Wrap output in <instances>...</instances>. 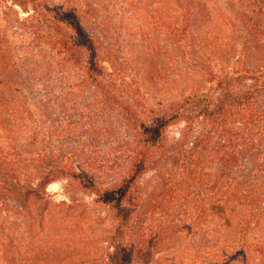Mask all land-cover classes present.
<instances>
[{
  "label": "rangeland",
  "instance_id": "1",
  "mask_svg": "<svg viewBox=\"0 0 264 264\" xmlns=\"http://www.w3.org/2000/svg\"><path fill=\"white\" fill-rule=\"evenodd\" d=\"M46 1L66 5L64 0ZM187 1L188 9H180L175 0L73 4L88 14L83 24L99 52H109L119 69L121 89L112 95L125 101L123 90L131 88L143 105L138 116L147 128L151 117L176 110L187 100L203 99L201 107L209 102L213 108L225 90L242 95L252 84L264 83V0ZM26 16L0 0V52L7 53L0 58V264H106L113 248L146 250L143 227H149L145 235L154 250L153 264H264V153L254 162L241 161L231 177L215 179L218 164L209 163L207 149L196 154V182L188 187L178 177L182 169L167 164L180 144L189 153L197 139L209 138L207 147L223 155L234 134L235 140L248 139L252 127L257 138L264 130V91L253 97L254 123L244 131L249 122L246 101L214 118L196 117L200 106L187 109L185 119L159 134L165 155L156 149L150 154L162 163L130 190L137 208L131 231L120 230L110 203L83 188H70L66 176L26 205L2 188L6 180L36 187L47 171L42 162L49 154L64 170L76 172L80 162L106 188L128 175L130 153L124 146L137 134L119 108L105 112L96 101L101 94L78 85L80 75L60 65L64 53L33 44L21 29ZM180 28L184 35L175 37ZM105 68L111 72L108 63ZM172 182L179 194L189 195L187 201L172 192L176 199L168 202ZM253 186L261 194L247 201ZM235 188L240 189L239 200L232 203L228 190ZM160 199L167 211L150 208L147 218L146 204Z\"/></svg>",
  "mask_w": 264,
  "mask_h": 264
},
{
  "label": "trees",
  "instance_id": "2",
  "mask_svg": "<svg viewBox=\"0 0 264 264\" xmlns=\"http://www.w3.org/2000/svg\"><path fill=\"white\" fill-rule=\"evenodd\" d=\"M6 1L11 2L23 13L27 14V16L20 21V24L21 29L33 39V44L40 50L45 46L52 54L64 53L67 57L66 59L64 58L65 60H62L64 63H60V65L64 66L63 68L71 66L73 70L80 75L77 82L78 85L83 88L92 87L93 91L95 90L96 93L101 94L100 98L96 101L100 103V106H102L105 112H108L115 107L119 108L120 111H122L121 113L128 126L132 130L135 127L137 134L135 135V138L131 140V143L124 146L128 153H130V156L126 158L128 175L124 178L122 177L120 180L106 188H103L105 186L95 183V180L90 176L91 174L84 172L85 170L82 169L83 166H81L80 162L78 166L79 170L76 172L69 166L68 167L71 168L70 170H64L60 166H56V160L54 159L55 156L53 154L45 156L46 160H44L42 164L46 165L45 170L47 171L42 172L41 181L36 187H22L12 180H6L3 183L2 188L7 193L12 194L18 203L26 205L31 198L34 197L36 199L40 194L45 193L47 185L51 182L66 176L70 188H83L85 192L94 194L101 201L110 203V206H112V209L116 213L115 218L121 222L120 230L125 232L131 231V222L133 221V216L136 213L137 208L135 207V195L130 190L138 178L146 171L149 169L157 170L160 163H162V159L157 158V155L150 154L152 149H156L160 153L159 155H165L164 149H162L163 145L161 144L162 137H160L159 134L173 121L185 119L182 114L187 109L195 110L197 107L199 108L200 102H202L203 99H200V101L196 98L187 100L188 102L186 101V105L178 106L176 110L174 107L175 111L173 110L169 113L165 112L162 116L151 117L152 124L147 128L138 116L139 112L143 109V105L138 102L139 97L131 88L126 86L123 90V92H126L128 95L125 101L114 96L118 92L117 90L121 89V83L119 80L120 76H116L119 74V69L114 60L110 58L109 52H99L94 37L83 24L82 19L86 15L88 16V14L85 15L83 12H79L73 7V4L84 0H64L66 5H55L46 0ZM175 1L178 3L180 9L189 8L187 0ZM181 32L183 31H181L180 28V31L176 32L175 37L180 38L182 34ZM6 55V51L0 52L1 59L2 57H6ZM56 63L59 64L57 61ZM106 63L112 67L110 73L106 72ZM112 77L118 79L115 81L110 80ZM258 91H264V83L252 84L248 88V91L242 95L234 94L233 92L225 90V92H222L221 96L219 95L217 103L213 106L214 109L212 108V105L207 102L203 107L200 106L201 108H199L196 117L203 115L205 118H214L217 114H224L228 106H236L240 108L244 101H246L249 110V114L246 118L249 119V122L242 128L244 131L248 129V126H253V119H255V117L252 112V100ZM249 133L250 135L248 139L239 138L235 140V138H237L235 134L231 136L233 142L229 144V150H226L223 155L221 152H216L217 150H215L214 147H207L210 142V139L207 137H205V140L197 139L195 141V148L189 153H185L183 151V145L180 144L175 152L172 153L173 156L167 164L173 168L182 169V174H178V177L181 178V181L185 186H192L193 183L196 182L195 172L197 171L199 164V162L195 160V156L196 154L201 155L208 149L210 151L207 156L209 163L218 164L217 173L214 178L225 179L229 176L231 177L232 171L238 170V165L241 161L254 162L255 156L264 153V130L260 132L257 138H253L257 136V134H253L252 127L250 128ZM42 149L45 151L47 148L43 147ZM195 150L202 151L198 153L194 152ZM213 152L216 154L215 156ZM77 160L79 161V159ZM86 165L89 164L86 163ZM218 183V181H215L214 185L218 187ZM178 184L172 182V185H167L171 194L168 200L169 203L172 201V198L175 200L176 197H179L178 199L181 201H187L189 198L188 194L184 195L183 193L181 195L177 192ZM230 188L232 189L234 187L230 185ZM250 190L251 191H248L249 199L245 200H257V196L261 194L259 187L253 186ZM228 191L232 192V203H235L236 199L239 200V195L237 193L240 192V189L235 188ZM172 192H177V196L175 195L176 197H174V193ZM149 203L151 205H149ZM149 203L146 204L147 208L144 213L147 218H149L150 208L162 209V213L167 211L165 207L162 206L163 199H160L159 203H153L151 200ZM150 218H153V215ZM141 230L143 236L142 238L140 237L141 243L145 248L147 247L146 250L141 248L129 250V248H122L120 246L118 248H113V252L109 254V262L106 264H153L154 250L149 249V238L145 235L149 232V227H143ZM159 235L160 232L157 234V239L161 238Z\"/></svg>",
  "mask_w": 264,
  "mask_h": 264
}]
</instances>
